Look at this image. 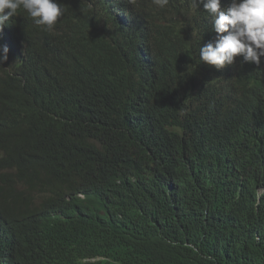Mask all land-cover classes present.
I'll list each match as a JSON object with an SVG mask.
<instances>
[{"label": "trees", "instance_id": "16d2710c", "mask_svg": "<svg viewBox=\"0 0 264 264\" xmlns=\"http://www.w3.org/2000/svg\"><path fill=\"white\" fill-rule=\"evenodd\" d=\"M132 1V29L101 0H57L65 12L50 30L14 19L0 64V264H79L84 255L101 264H264V199H255L264 69L243 78L242 62L240 81L208 70L197 50L213 31L200 6L187 17L190 0L164 9ZM191 76L230 92L235 110L223 125L232 141L243 112L261 134L213 150L171 100Z\"/></svg>", "mask_w": 264, "mask_h": 264}, {"label": "clouds", "instance_id": "9594fccd", "mask_svg": "<svg viewBox=\"0 0 264 264\" xmlns=\"http://www.w3.org/2000/svg\"><path fill=\"white\" fill-rule=\"evenodd\" d=\"M113 0H101L102 8L106 9L118 21L120 27L132 29L136 26L134 7L126 0H121L118 8H123L125 22L119 20V12L112 6ZM133 3L132 0H128ZM223 0H190L187 17L197 12L200 6L213 31L210 39L204 41L198 48L199 61L207 64L208 70L232 74L237 81L242 62L246 63L243 78L249 76L253 69H264V0H230V3L221 6ZM156 8L164 9L169 0H151ZM131 10H128V7ZM91 7V4H89ZM65 8L57 0H0V64L10 57L8 42L16 29L15 18L28 17L37 26L45 30L52 29L58 19L64 15ZM8 27V28H7ZM214 39H212V37ZM192 37L200 40L198 30H193ZM7 39V40H6ZM230 92L216 90L193 82L192 76L181 86L177 95L171 97L173 103L183 105L186 119L192 122V130L198 135L201 127L204 128L201 136L209 137L215 146L222 147V151L235 149L254 140L261 134L259 125L243 112L238 133V141H232V134L226 131L223 125L225 119L234 114V104ZM141 98V97H140ZM219 103L217 105V99ZM148 101L145 105H147ZM144 105V106H145ZM219 137V141H217ZM82 197H84L82 195ZM256 203L264 199V185L255 190ZM106 259L100 255H84L80 257L79 264H101Z\"/></svg>", "mask_w": 264, "mask_h": 264}, {"label": "bare ground", "instance_id": "6f19581e", "mask_svg": "<svg viewBox=\"0 0 264 264\" xmlns=\"http://www.w3.org/2000/svg\"><path fill=\"white\" fill-rule=\"evenodd\" d=\"M226 3H228V5H229V3H230V0H223V2L221 3V6L222 7H225V4ZM205 17H207V14H205V16H203V18H205ZM8 28V27H7ZM7 40V39H6ZM241 63H242V58H241ZM13 258V257H12ZM3 260H5V259H3ZM12 260V259H11ZM6 261V260H5Z\"/></svg>", "mask_w": 264, "mask_h": 264}]
</instances>
